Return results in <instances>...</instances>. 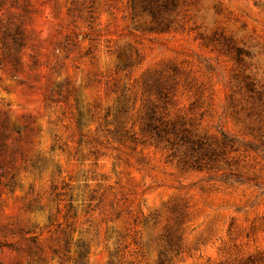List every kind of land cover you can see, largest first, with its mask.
I'll return each instance as SVG.
<instances>
[{
	"label": "rangeland",
	"instance_id": "obj_1",
	"mask_svg": "<svg viewBox=\"0 0 264 264\" xmlns=\"http://www.w3.org/2000/svg\"><path fill=\"white\" fill-rule=\"evenodd\" d=\"M264 264V0H0V264Z\"/></svg>",
	"mask_w": 264,
	"mask_h": 264
},
{
	"label": "trees",
	"instance_id": "obj_2",
	"mask_svg": "<svg viewBox=\"0 0 264 264\" xmlns=\"http://www.w3.org/2000/svg\"><path fill=\"white\" fill-rule=\"evenodd\" d=\"M251 264H255V260L254 259H251L250 261ZM261 264V263H260Z\"/></svg>",
	"mask_w": 264,
	"mask_h": 264
}]
</instances>
